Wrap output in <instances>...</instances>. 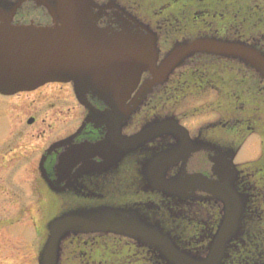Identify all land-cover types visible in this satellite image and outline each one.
<instances>
[{
    "label": "flooded vegetation",
    "instance_id": "1",
    "mask_svg": "<svg viewBox=\"0 0 264 264\" xmlns=\"http://www.w3.org/2000/svg\"><path fill=\"white\" fill-rule=\"evenodd\" d=\"M131 2L137 4L135 0ZM145 4L146 17H138L160 33L161 52L170 49L174 42L206 36L252 44L264 54V0H146ZM190 65L196 76L191 84L195 93L188 96L196 97V112L177 110V116L169 115V111L156 114L148 104L147 109L127 123L123 133L137 132L141 124L154 117H175L196 138L204 137L212 126L226 123L229 139H241L240 150L246 144L251 146L247 154L238 159V153L233 160L236 168L241 170L243 190L239 193L246 201L242 205L225 207L210 191L199 188L174 192L153 190L140 174L141 177L134 176L131 166L135 164L126 163L135 159L134 152H129L121 161L112 162L101 151L100 156L107 159L106 166L112 167L106 168V172L81 176L64 192L65 196L79 200L81 206L108 203L105 198L112 197L110 204L123 209L127 215L125 219L133 210L132 214L137 212L141 221L135 226L132 221L122 235L100 232L79 235V250L75 248V242H69V261L102 264L107 257L112 259V264H168L165 256L185 264H264V77L237 59L198 55L170 77L168 87L189 81L185 75ZM17 95L0 97V108L4 106L5 109L8 100ZM20 95L24 96L21 103L25 101L30 112L23 130L15 132L5 121L7 126L3 125L0 136V167H4L1 163H5L9 153L13 156L16 152L21 161L6 178L2 175L0 178L14 188L11 198L21 194L25 201L24 205L20 200L19 203L24 213L37 211L39 217L34 221L37 230L41 215L52 217L56 207V193L39 177L40 157L57 139L76 131L84 112L68 84L51 83ZM197 115L204 119L192 127L186 125ZM1 120L6 118L1 116ZM211 120L215 121L204 124ZM212 134L214 137L215 133ZM100 137L102 129L87 124L72 143H95ZM31 138L40 143L33 151L27 146ZM213 140L221 141L215 137ZM98 151L90 155H98ZM59 152L49 154L44 161L51 182L56 180ZM33 161L36 162L33 178L28 183L29 190H24L20 177L25 176ZM89 162L101 165L102 158L90 157ZM178 166L171 169L170 176L175 174ZM186 169L208 173L211 164L207 154H194ZM168 247H172V255L168 253Z\"/></svg>",
    "mask_w": 264,
    "mask_h": 264
},
{
    "label": "water",
    "instance_id": "2",
    "mask_svg": "<svg viewBox=\"0 0 264 264\" xmlns=\"http://www.w3.org/2000/svg\"><path fill=\"white\" fill-rule=\"evenodd\" d=\"M15 1L0 0V92L14 94L47 82H70L78 101L89 111L85 123L102 129V137L95 143L83 141L66 147L74 139L69 138L60 145L64 151L56 165L53 191L64 193L81 174L106 172L112 167L105 166L106 157L116 162L134 152L135 159L126 163L133 162L134 176L140 174L153 190L199 188L215 194L227 207L246 201L239 193L243 190L241 170L231 164L241 139H229L226 123L212 126L201 138H190L172 118L156 117L130 136L123 128L149 94L195 54L236 56L264 73V54L254 45L191 38L174 44L159 59L157 34L129 6L120 4L121 0L103 4L96 0ZM144 73L148 76L138 86ZM219 126L224 127L219 130ZM212 133L221 141L214 142ZM97 151L98 155H90ZM101 151L106 157L100 156ZM200 152L207 154L211 164L208 173L186 169L192 156ZM90 157L102 158L101 165L89 162ZM76 166L75 174L68 177ZM226 166L232 172H226ZM105 200L110 203L113 198ZM108 203L64 211L50 220L39 264H61V243L70 234L117 228L122 214L106 206Z\"/></svg>",
    "mask_w": 264,
    "mask_h": 264
},
{
    "label": "rangeland",
    "instance_id": "3",
    "mask_svg": "<svg viewBox=\"0 0 264 264\" xmlns=\"http://www.w3.org/2000/svg\"><path fill=\"white\" fill-rule=\"evenodd\" d=\"M23 99L24 96L19 94L16 97L8 100V106L5 109L4 106L0 108V116H2V113H5L6 122L9 126H11L10 128L15 130V132L17 130H23L22 128L26 126L25 119L30 112V109L27 108L25 101L21 103ZM15 104H17V106ZM196 104L198 103L190 102L187 103L184 108L188 109L192 105L196 106ZM194 117L195 118L190 119L186 125L192 127L195 123L204 119V116L202 115H197ZM6 122H3L0 117V136L4 130L2 128L3 125L7 126ZM22 144L24 145L25 142ZM39 144L40 143H38L36 139L31 138L27 146L33 151L35 146ZM250 148L251 146L246 144L240 150L237 158L240 159L245 154H247L250 151ZM22 150L23 149H17L16 151L21 152ZM15 153L13 156L12 153H9L8 156L6 155V159L4 161L5 163H1L4 165V167H0V176L2 175L6 178L11 170L16 169L18 163L21 161V158L17 159L18 156H16ZM29 168V170H26L25 176L23 177L22 175L20 177V185L25 187L24 190H29L28 183H30L29 181H31L33 178L36 162L33 161L31 163V167ZM13 190L14 188L9 185L7 180L0 178V264H36V245L32 240L33 236L31 235L30 228L34 226L33 223L36 219H38L39 215L36 210L29 214L24 213L19 200L23 203V205L25 200H22L20 193L16 195V198H11ZM29 200L34 201V199L31 197H29ZM8 223H10V225H8ZM26 236L29 237L28 240L25 238Z\"/></svg>",
    "mask_w": 264,
    "mask_h": 264
}]
</instances>
